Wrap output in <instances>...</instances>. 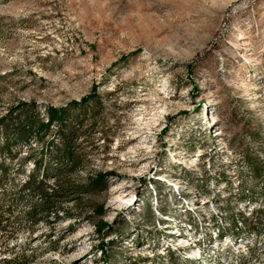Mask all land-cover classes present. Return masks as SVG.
<instances>
[{"label":"rangeland","instance_id":"1","mask_svg":"<svg viewBox=\"0 0 264 264\" xmlns=\"http://www.w3.org/2000/svg\"><path fill=\"white\" fill-rule=\"evenodd\" d=\"M7 140L0 264H264V0H0Z\"/></svg>","mask_w":264,"mask_h":264},{"label":"trees","instance_id":"2","mask_svg":"<svg viewBox=\"0 0 264 264\" xmlns=\"http://www.w3.org/2000/svg\"><path fill=\"white\" fill-rule=\"evenodd\" d=\"M86 102V100H81L79 102L74 103L75 107H80L82 106L84 103ZM46 120L42 123H40L37 127V129L40 131L43 130H48L50 129L51 125H53L55 122H57L58 124H60L61 127H66V122L68 117H69V112L66 108H55V107H47L46 108ZM33 123V122H32ZM32 126H27L26 127H22V128H17L16 130V135H15V141H17L19 139V141H23V142H27L29 136L32 134ZM10 142L7 140L4 144H0V158L5 156V154H8V156L10 157H14L15 154L12 153V151L10 150ZM56 154L57 156H68L70 154V149L66 148L65 150H59V148H57L56 150ZM32 156H29V158H31ZM26 158V159H29ZM33 163H34V168L31 171V173L28 175L27 180L25 181V183L23 184L24 187H28L34 191H40L41 189V184L43 183L42 180H39L38 177L40 175L44 174V171L41 169V161H37L35 158H33ZM0 166L4 167V164H1ZM6 175V174H4ZM108 173H101L97 176V181L100 182V184H104L106 182V179L108 177ZM2 205L0 204V229H6L7 225L4 223L3 217H2ZM175 212L170 213L169 217L172 219V221L174 222L173 224H170L168 226L169 231L166 232V234L164 235H170V231H172L173 227H177L178 232H181V230H179V227L181 226V223L186 222L187 224H189L190 226H192V228L195 230V227L193 226L192 223L188 222V220H182L180 222H177L176 216L174 215ZM55 216H59V211L54 212ZM31 220L34 222H38L39 220V213L38 210L35 209L34 211L31 212ZM102 226H104V223L102 224ZM102 230V228H101ZM126 232L122 233V236H125ZM231 238H233V236L229 235ZM242 237V236H240ZM233 239H237V238H233ZM101 250H103V248H105L104 244H102L101 246ZM168 250H172L175 253L178 251H175L173 249H168ZM179 259H181V255L179 253ZM195 264H203V262L200 263V261L196 262Z\"/></svg>","mask_w":264,"mask_h":264},{"label":"bare ground","instance_id":"3","mask_svg":"<svg viewBox=\"0 0 264 264\" xmlns=\"http://www.w3.org/2000/svg\"><path fill=\"white\" fill-rule=\"evenodd\" d=\"M122 190V187L121 188H118V191H117V193H119L120 191ZM117 198L119 199L120 198V195H118L117 196ZM183 224V223H182ZM190 226V225H189ZM191 228H192V226H190ZM175 229H177L176 227H175ZM193 230V229H192ZM177 232H178V230H177ZM191 235V234H190ZM195 235V234H194ZM187 236V235H186ZM191 237V236H190ZM194 237V236H193ZM189 239V238H188ZM191 240V239H190ZM187 241L188 240H185V239H183L182 237H177V242L179 243V242H181L182 244H184V243H187ZM174 244V243H173ZM176 244V243H175ZM180 246V245H179ZM174 250V249H173ZM175 251H177V250H175ZM179 253H180V255H181V259L182 258H184V254H181V252H180V250H179ZM162 254V253H161ZM163 255V254H162ZM86 256V254H84V253H81L80 255H79V258H84ZM186 257V256H185ZM203 260V259H202ZM209 261L210 260H206V261H200V263L201 262H203V264H209ZM210 264H211V262H210Z\"/></svg>","mask_w":264,"mask_h":264}]
</instances>
